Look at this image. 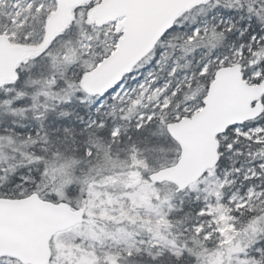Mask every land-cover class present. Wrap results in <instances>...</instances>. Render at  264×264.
<instances>
[{
    "label": "snow or ice",
    "instance_id": "snow-or-ice-1",
    "mask_svg": "<svg viewBox=\"0 0 264 264\" xmlns=\"http://www.w3.org/2000/svg\"><path fill=\"white\" fill-rule=\"evenodd\" d=\"M0 264H264V0H0Z\"/></svg>",
    "mask_w": 264,
    "mask_h": 264
}]
</instances>
